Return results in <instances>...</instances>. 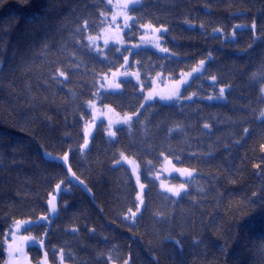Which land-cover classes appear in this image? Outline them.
Segmentation results:
<instances>
[{
    "label": "trees",
    "instance_id": "1",
    "mask_svg": "<svg viewBox=\"0 0 264 264\" xmlns=\"http://www.w3.org/2000/svg\"><path fill=\"white\" fill-rule=\"evenodd\" d=\"M102 12H111L107 0H0V244L15 221L48 215L49 198L63 181L51 225L34 223L24 230L44 240L43 247L28 248L33 264L45 251L49 264H60L61 248L64 264H264V99H258L264 84V0H143L129 14L167 27L162 46L169 53L141 49L135 65L129 57L139 82L122 80L123 89L108 96L107 104L131 114L145 103L140 84L150 91L159 76L177 80L211 53L206 77L184 87L181 95L187 88L196 96L181 106L145 104L141 122L130 132L117 128L116 141L100 123L84 151V125L91 118L85 101L98 86L97 74L107 71V62L88 43L104 25ZM33 18L41 23H29ZM253 19L260 39L250 28L231 36L236 24ZM141 34L143 28L129 39L126 32V43H137ZM171 52L176 56L165 59ZM113 58L122 59L114 51ZM227 85L232 87L225 102L197 98L218 95ZM46 152L69 154L83 185L70 181L66 167ZM121 152L136 160L142 183L147 181L144 208L134 222L128 209L137 210L138 188L131 170L115 165ZM161 152L193 170L188 191L178 199L163 193L153 178L164 162ZM148 160L154 165L151 178ZM0 261H6L5 251Z\"/></svg>",
    "mask_w": 264,
    "mask_h": 264
},
{
    "label": "snow or ice",
    "instance_id": "2",
    "mask_svg": "<svg viewBox=\"0 0 264 264\" xmlns=\"http://www.w3.org/2000/svg\"><path fill=\"white\" fill-rule=\"evenodd\" d=\"M143 2V0H117V5L116 7L119 9L118 12H115L112 14L111 17V21L112 23L109 25L110 27H112V25L114 24L115 29L117 31L121 30V29H126L127 30V34L129 39H131L133 36L136 35V32L139 30V28H145V29H150L151 32L153 33H160V32H164L167 33L168 32V28L165 27L164 25H160L159 27L154 26L151 22L144 24L141 23L140 20H138L134 15H130V12H133L135 10V8L139 5H141ZM107 3L109 5H111L113 3V0H107ZM101 15L105 16V19H107V15L105 13H101ZM123 16V23L122 24H115V21L119 18V16ZM131 22V23H130ZM29 23L32 24H36L39 25L41 22L39 21L38 18H33L31 21H29ZM103 23V22H102ZM185 23H187V21H185ZM192 27H195V25H190ZM199 27L201 29L204 28V25L201 24L199 25ZM84 28L87 29L88 28V23L87 21H85L84 23ZM250 28L253 31V36L254 39H260L261 37L259 35L256 34V29H257V24L255 19L252 20L251 24H236L232 30L231 36L235 37L236 36V29H248ZM216 32H220V29H216ZM261 32L264 33V28L261 29ZM89 40L93 41V44L91 45L92 50L99 56L100 59L106 61L107 63L104 65V67L107 69V71L103 72V75L101 76L100 74H97V82L96 85H94V90L91 92V98H89L88 100L85 101V105L87 107V109H90V115L93 117V120L95 119V113L99 111V109L97 108V101L102 103V106L104 108H108V104L106 102V98L110 95H114V94H119L120 91L123 89V82L121 83H117L114 85V87L112 88H106L104 84L99 83L100 80H108V75L109 73H111V75L113 77L117 76V72H113L112 68H117V71H119L120 68H123L124 71L122 73H120L121 75H123L124 77H130V76H135L137 79V82H139V76L137 75V73L135 71H132L129 69L128 67V60L129 57L133 58L134 61V65L135 64H140L141 61L136 59V56L140 55V49L142 47H147L148 45H144L141 43H135V44H131V46L129 47H124L123 46V40L122 39H118L113 41L114 44H120L121 47H115L113 49H108V44H109V40L107 38L104 39L103 41V47L100 46V44L95 43L96 41H98L100 39V36L97 35L95 37H88ZM140 41H143L145 39L144 34H141L139 37ZM156 48H158V50L162 53H169V49L167 47H161L159 44L155 45ZM105 49H108V51L106 52ZM115 52V53H119L121 56V60L117 61L115 60V58H113L112 60H109V53L110 52ZM176 53L175 52H171L168 56H165V59H171L172 57H175ZM212 54L208 53V59H212ZM206 64V61L204 59L199 60V63L196 67H194L192 69L191 72L187 73V76L191 77L193 75V73H197L200 74L201 78L206 77V72L204 71V65ZM58 75L63 77L64 80L68 79V76L65 74V72L63 71H58ZM185 75V73L181 72L180 76L183 77ZM55 78V77H54ZM211 80L213 82L216 81V77L212 76ZM109 83H111L109 81ZM177 88L175 90V92L167 97L165 96H160V100L164 101H174L175 104L177 106H181L183 104V101L187 100V101H191L193 99V97L196 96V93L193 92L191 95L187 94V88H185V94L181 95L180 92V86L181 85H187L188 81L180 78L177 79L175 81ZM149 88L151 87V82L149 81L148 85ZM227 87L230 89L232 86L231 85H227ZM144 88L145 85L144 84H140L139 85V92L143 93L144 92ZM103 92V94H102ZM141 99H143L145 101V103H141L139 105V109H144L145 108V104L148 103L149 100H155V97L153 96V93L151 91H149L147 93V96H141ZM199 98H206L209 101H213V100H227V96L225 95V87H219V94L218 95H207L206 97H197ZM258 99H264V84H261L260 89H259V96ZM151 107H155V105L153 104H149V108ZM139 109L135 110L134 112H132L131 114H125L124 118L121 121H117V123H120L122 125L126 126V129H124L125 131H131L133 126L135 124H139L142 120L141 117V113L139 111ZM181 110H183V108L181 107ZM109 111H111V109H109ZM135 117V119H134ZM81 120L84 121V113H81ZM260 119H264V110H261L260 112ZM112 121L109 120L108 122V131H107V135L109 138H111L112 140L116 141L117 140V133L119 131H121V129H116L115 131L111 130L112 129ZM89 126L91 127H96V125L92 122V120H89L85 123L84 127H85V132L87 134L88 132V128ZM101 128L104 127L103 124L100 125ZM203 127L205 129L209 128V124L205 123L203 125ZM173 131H180V129H169L168 132L169 134H171ZM249 132V128L248 127H244L243 128V133L247 134ZM236 143H239V141H236ZM82 149H88L89 147V141L87 138H85L84 143L80 146ZM264 147V146H262ZM45 155H47L50 159H60L63 163L67 164L68 160H69V155L65 154L63 157H53L52 153L50 152H46ZM161 156H164V153L161 152L160 153ZM193 155H195V153H193ZM164 159L167 161L168 164H172V160H169L167 156H164ZM175 159L177 161V163L181 162V157L179 155L175 156ZM122 162L127 163L128 165H132L131 168V172L133 175H135L136 177V184L139 186V190L140 193L143 194L145 187H146V183H141V176L140 173L138 172V168L139 165H137L135 163V161L133 159H130L128 156L124 155L123 152L120 153V159L116 160V164H121ZM147 169H146V174L149 176V178L152 177L153 173L151 171V169L154 167L153 162L151 160L147 161ZM255 167L257 169H260L261 165L260 164H256ZM68 171H71V168L69 166ZM173 171L178 173L180 176L182 177H187L189 180L193 177V170H191L188 167H176L175 165H173ZM73 178H75L80 184H83V181L80 180V178L78 176L75 175V173L72 174ZM171 175V173L169 174ZM155 179L159 180V174L156 173L154 174ZM61 183H63V181H61ZM61 187L60 184L56 185L57 190H59ZM160 187L163 188L166 192L171 193L173 196L179 198L181 196V191H184L185 193L187 192V185L185 182H181L179 184V187H169L167 185V183H165L164 181H160ZM88 191L90 192L91 189H88ZM253 197L258 196V193L253 192L252 193ZM136 199L139 201V205L137 206V211H139L140 206L144 205L145 201L142 198V195L138 194L136 196ZM262 204H264V199H262L260 201ZM49 204H51V201H48ZM53 212L56 211L55 207H53L52 209ZM128 211L131 213V216L134 218L137 215V211H132L131 208L128 209ZM125 219H128V217H125ZM40 221H44L47 224H51V220L49 219V217L47 215L41 216L39 218V220L36 221H32V220H28V221H24V224L27 226L26 227V231H31L32 230V225L33 223L39 224ZM21 223V221L17 220L15 221V224L19 225ZM73 232H77L79 231L78 228H72L70 229ZM91 231H95V229H91ZM3 238L4 241L7 242L9 235L8 233H3ZM44 235H47V232L44 233ZM13 241H15L16 237L13 235L12 236ZM22 239L26 242L31 241V244H29V247H31L32 244H37L40 247H43L44 245V240L43 238H38V237H30V236H23ZM177 243H179V241H177ZM0 251H7L8 252V257L9 259L7 261H0V264H20L19 260L16 258V253L20 252L23 253V249L20 248H13V244L12 243H8L7 244V248L5 249L3 247V244H0ZM52 251H57L55 248L52 249ZM48 255V252L45 251L44 252V257L46 258ZM59 256H60V264H64V249L61 248L59 249ZM108 259H111V257H108ZM131 259V256H129V260ZM29 264H31V261H29ZM36 264H47V260H39L37 259ZM124 264H128V261H124Z\"/></svg>",
    "mask_w": 264,
    "mask_h": 264
},
{
    "label": "rangeland",
    "instance_id": "3",
    "mask_svg": "<svg viewBox=\"0 0 264 264\" xmlns=\"http://www.w3.org/2000/svg\"><path fill=\"white\" fill-rule=\"evenodd\" d=\"M116 5H117V0H113V3L110 5L111 12L108 13V14H106L107 15V19H105V16H103V23H104V25H103L101 31L98 34L100 36V39L95 42V43L100 44L101 47H103V41H104L105 38H107L109 40L108 49L111 48L112 46L121 47L120 44H114L113 43V41L118 40V39H122L123 40V46L124 47L131 46V44H128L125 41V33L127 32L126 29H121V30L117 31L115 29L114 24L112 25V27L109 26L112 23V21H111L112 14L119 11V9L116 7ZM122 23H123V16L121 15L115 21V24H122ZM143 34L145 36V39L143 41H140V39H139V41L137 43H141V44L148 45V46L147 47H142L141 49H152V50H154V51H156L158 53H161V54H168V53H162V52H160L158 50V48L155 47L156 44H159L161 47H163L162 46V35L164 34V32L153 33V32H151L150 29L143 28ZM90 36L91 37H95L97 35H90ZM88 43L90 45H92L93 44V41H91V40L88 39ZM108 49H105V51L107 52ZM208 60L209 59L205 60L206 61V64L204 65V71L206 69ZM129 65H130V59L128 60V67H129ZM123 71H124L123 68L121 70H119L117 72V76H115V77H113L111 74L108 75V80H101L100 83L104 84L106 88H112V87H114L115 84L121 83V81L122 80H125V79H133L134 81L137 82V79H136L135 76H130V77H127L126 78L123 75H121L120 73H122ZM191 71L184 72L185 75L183 77L180 76V78H183V79L187 80L188 81V84L195 77H197V76L200 75V74H197V73H193V75L191 77L187 76V73H189ZM137 75H138V73H137ZM109 81L111 83H109ZM175 81L176 80H169V81H165L164 82L162 80V77L161 76L157 77L154 80V82H153L152 89L150 90L153 93V96L155 97V100H149L148 103H146V104H149V103H152V102H155V101L162 102V103H172V102H174V101H167V100L161 101L160 100V96L167 97V96L173 94L175 92L176 88H177V85H176ZM209 81L211 83H215L211 79H209ZM187 85H181L180 86V92H182V90L184 89V87L187 86ZM228 89H229L228 87H225V95H226V92L228 91ZM148 92H145V97L147 96V93ZM225 101L226 100H213V101H209V102H225ZM97 108L99 109V111L95 113V119L93 120V117L92 116L90 118V120H92V122L96 125V127L89 126L87 134H86L85 128H84V137L87 138L88 141H89V147H88V149L90 148L91 141H92V138H93V136L95 134L96 128H97V126L100 123H103V122L106 123V125H107V131H108V122H109V120H111L113 122L112 123V129H111L113 131H115L119 127H125V125H122L120 123H117V121H121L124 118L125 115H121V114L117 113L114 110V108H112L109 105H108V108H104L102 106V104H100L99 101H97ZM109 109H111V111H109ZM90 112H91V110H90ZM134 119H135V117H134ZM88 149H83V150L85 151V150H88ZM63 156H53V157H63ZM130 159H133V158H130ZM168 159L171 160L170 158H168ZM54 160L62 163L66 167V169L68 171V168L70 166V156H69V160H68L67 164L63 163L60 159H54ZM134 161L138 165V163L136 162V160H134ZM115 165H117V166L118 165L126 166L130 170L132 168V165H128L125 162H122L121 164H115ZM173 165H175L176 167H179V166H177L174 163L173 160H172V164H168L167 161L164 159V162H163L162 167L157 172L159 174V180H156L154 175H153V178L157 181V183L159 184V188H160V190L163 193H165V194H167V195H169V196H171V197H173L175 199H178L177 197L173 196L171 193L166 192L163 188L160 187V181H164L165 183H167V185L169 187H173V186L179 187V184L181 182H185L186 185H187V191H188V184H187V182L189 181V179L187 177H182L178 173L174 172L173 171ZM70 168H71V166H70ZM138 172L140 173V167L138 168ZM68 173H69V179H70V181H72L74 183H77V184H80L75 178H73L72 168H71V171H68ZM170 173H171V175H169ZM133 177H134V180L136 182L135 175H133ZM140 182L142 183L141 180H140ZM60 185H61L60 189L57 190V188H56L55 191H54V193L49 198V201H51V204H49V214L47 216L51 220V223L56 218V216L58 214V210H59V197H60V194H61V192L63 190V183H61ZM80 185H83V184H80ZM137 188H138V194L142 195V198L145 201L144 194H145L146 188H145L143 194L140 193V190H139V186L138 185H137ZM184 194H185V192L184 191H181V196H183ZM137 203L139 205V201L138 200H137ZM53 207H55V209H56L55 212L52 211ZM143 208H144V205L140 206L139 211L136 210L137 211V215L134 218L131 216V213H130V215H129L130 216V220L134 222L136 220V218L142 212ZM40 223L47 224L44 221H40ZM47 225L50 226L51 224H47ZM26 227L27 226L24 224V221H21V223L19 225L14 224L7 231L8 235H9L8 241L7 242L4 241V248L5 249L7 248V244L8 243H12L14 249H16V248L23 249V253H20V252H17L16 253V258L19 260L20 264H29V261H31V258H30L29 252H28L29 244H31V241L26 242V241H24L22 239L23 236L27 235L26 233H24V230L26 229ZM13 235L16 237L15 241H13V239H12V236ZM27 236L33 237L31 235H27ZM32 245H35V244H32ZM5 253H6V261H7L9 259L8 252L5 251ZM45 259L47 260V258H44L43 260H45ZM31 264H33L32 261H31ZM47 264H49L48 260H47ZM112 264H116V263H112ZM128 264H130V262H128Z\"/></svg>",
    "mask_w": 264,
    "mask_h": 264
},
{
    "label": "bare ground",
    "instance_id": "4",
    "mask_svg": "<svg viewBox=\"0 0 264 264\" xmlns=\"http://www.w3.org/2000/svg\"><path fill=\"white\" fill-rule=\"evenodd\" d=\"M145 92H148V91H144L143 93H144V96H145Z\"/></svg>",
    "mask_w": 264,
    "mask_h": 264
}]
</instances>
